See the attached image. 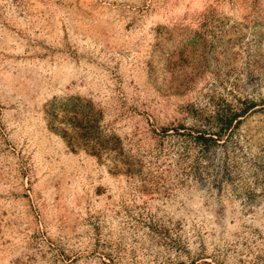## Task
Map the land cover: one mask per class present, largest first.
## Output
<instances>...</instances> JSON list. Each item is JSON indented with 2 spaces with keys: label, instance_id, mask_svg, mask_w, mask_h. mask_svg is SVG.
Instances as JSON below:
<instances>
[{
  "label": "rangeland",
  "instance_id": "374dc122",
  "mask_svg": "<svg viewBox=\"0 0 264 264\" xmlns=\"http://www.w3.org/2000/svg\"><path fill=\"white\" fill-rule=\"evenodd\" d=\"M0 264H264V0H0Z\"/></svg>",
  "mask_w": 264,
  "mask_h": 264
},
{
  "label": "trees",
  "instance_id": "16d2710c",
  "mask_svg": "<svg viewBox=\"0 0 264 264\" xmlns=\"http://www.w3.org/2000/svg\"><path fill=\"white\" fill-rule=\"evenodd\" d=\"M66 102L69 105V107H71L70 111H72L74 114H75V111H77V113H82L83 115L81 116V119L83 123L84 122L88 123L87 126L85 127H82V124L76 123V122L67 123L71 125L70 131H72L73 133L71 138H73L74 140L78 142L84 141L87 145H91L89 146L91 147V151L104 150V152L108 151V153H111V151L115 149L109 146V144L112 141V138L108 139L110 141H107V140L103 141L100 138L99 133L97 131V127L94 124H91V122L88 120V118H91V117H89L88 116L89 114H86L84 112V109L80 107L84 101L80 98H70ZM86 106H89V105H86Z\"/></svg>",
  "mask_w": 264,
  "mask_h": 264
}]
</instances>
